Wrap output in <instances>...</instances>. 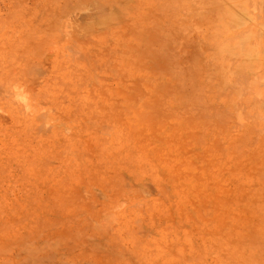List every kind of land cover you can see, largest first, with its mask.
I'll list each match as a JSON object with an SVG mask.
<instances>
[{"label":"rangeland","instance_id":"obj_1","mask_svg":"<svg viewBox=\"0 0 264 264\" xmlns=\"http://www.w3.org/2000/svg\"><path fill=\"white\" fill-rule=\"evenodd\" d=\"M0 264H264V0H0Z\"/></svg>","mask_w":264,"mask_h":264},{"label":"bare ground","instance_id":"obj_2","mask_svg":"<svg viewBox=\"0 0 264 264\" xmlns=\"http://www.w3.org/2000/svg\"><path fill=\"white\" fill-rule=\"evenodd\" d=\"M240 35V34H239ZM245 35V34H244Z\"/></svg>","mask_w":264,"mask_h":264}]
</instances>
